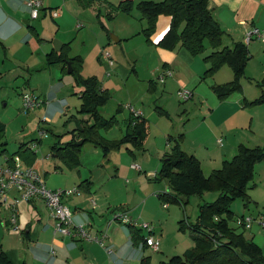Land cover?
Returning a JSON list of instances; mask_svg holds the SVG:
<instances>
[{
	"label": "rangeland",
	"instance_id": "rangeland-1",
	"mask_svg": "<svg viewBox=\"0 0 264 264\" xmlns=\"http://www.w3.org/2000/svg\"><path fill=\"white\" fill-rule=\"evenodd\" d=\"M68 1L67 7L63 8V17L53 19L50 14L44 16L40 12V18L32 19L37 34L34 30L31 36L20 32L8 41L0 40V124L4 126L0 138V165L7 162V156L19 157L16 153L22 143L33 145L37 139H41L39 145L33 147L36 150L33 167L43 174L49 172L47 185L50 186L52 181L60 179L61 171H55V165L69 168L61 158L53 157L51 147L57 135L69 134V131L77 126V120L88 119L89 115L80 113V87L74 74L68 72V64L64 61L48 63V53L55 49L57 41L69 43L68 61L75 56L82 57L81 75L97 76L100 82L104 79L105 85L110 88L111 98L101 108V115L108 119L114 114L118 122L109 129L101 130L106 140H119L126 134L128 118L134 110L140 111L142 117L147 120L143 148H138L129 141L121 148L110 151L108 155L112 164L108 165L107 171L113 175L118 174L120 178L102 182V187H124L131 191H122L117 201L112 203L114 208L121 205L120 202H133L148 194L158 199L164 212L160 217L161 225L165 227L167 237L159 238L162 250H146V254L150 256V264H160L161 261H167L178 254L183 256L195 243L194 233L187 222L195 223L199 205L216 200L218 192H206L202 197L191 196L184 206L167 201L169 208L163 207L164 201L162 203L156 193L170 192L172 189L167 180L157 177L161 156L165 151H170L173 144L169 143L168 137L183 134L182 148L188 153L196 154L201 160L205 174L209 175L237 153L238 146L243 144L238 145L240 140L246 141L244 145L247 146L258 144L247 140V128H240L249 122L253 111L259 113V110L254 108L258 105L244 107L243 111H234V106L228 104L227 99L218 98L212 86L233 80L234 72L224 65L214 76L203 78L209 67L204 57L212 51L209 45L202 54L190 55V68L199 74L196 81L190 82L188 74L180 73L179 89L193 91V97L189 100L180 99L176 88L165 91L163 85L167 78H161L165 71L158 68L157 56L151 46L153 41H148L143 32L146 21L140 20L141 14L137 8L139 0H133L131 12L120 11L118 4L111 3L113 0H106L110 2L107 5H103L100 0L88 4L78 0ZM23 26L28 33L27 25ZM113 36L119 41L116 42ZM33 38L40 47L34 44ZM253 41L257 42L252 43L255 51L263 49V41ZM105 55H108L109 59L105 58ZM260 57L250 60L252 69L246 66L245 75L242 77V90L232 94H243L245 89V95L251 101L261 95L264 67ZM248 72L256 74V77L250 78ZM108 74L112 76L105 79L104 76ZM114 79L118 81L111 87V81ZM154 84L157 86L155 90ZM23 93H34L48 102L51 108L59 106V109L51 115L38 108L27 112L22 106ZM42 129L44 133L40 134ZM220 137L224 138L226 144L222 148L218 143ZM92 147L96 146L86 143L83 152ZM132 164H136L135 169H131ZM115 166L120 168V173ZM77 168L89 170L90 167L87 164L84 168ZM255 170L247 189L248 206L245 205V200L235 199L230 206L234 214L229 223L238 231H242L246 237L254 238L264 251V225L259 223L264 219V170L259 172L256 167ZM9 210L12 212L10 208ZM172 210V215L167 218V213ZM10 212L8 217L5 210L0 215V245L3 238H6L4 243L9 242L6 232L20 234L11 231L13 226L8 230L4 224L6 220H10ZM242 215L255 218L251 228L244 229L240 225L239 217ZM183 219L187 221L184 229L179 224ZM144 232L146 234V230Z\"/></svg>",
	"mask_w": 264,
	"mask_h": 264
},
{
	"label": "trees",
	"instance_id": "trees-1",
	"mask_svg": "<svg viewBox=\"0 0 264 264\" xmlns=\"http://www.w3.org/2000/svg\"><path fill=\"white\" fill-rule=\"evenodd\" d=\"M79 1L88 4L94 0ZM208 4L209 0H139L137 8L141 14L140 19L147 23L143 32L148 41H151V36L156 30L158 17L165 14L171 16V25L158 43L159 46L170 50L183 46L192 55L202 54L207 45L212 48V51L204 57L209 64L204 79L214 76L224 65L233 70V80L212 86L218 98L224 100L233 92L242 89L241 81L250 56L247 43L238 41L234 46L227 44V32L209 9ZM133 6V0H122L118 4V9L122 12H131ZM68 48L69 43L63 44L60 51L50 52L48 63L70 62L71 73L74 74L76 83L80 87V113L89 115V118L77 120L76 129L73 131L76 134L70 141L62 143V135H57V140L52 146L55 156L61 158L69 168H75L79 163L83 146L78 145L79 140H83V144L89 143L100 148L106 156L111 150L121 148L129 141L138 148H143L147 120L142 116L134 118L131 114L126 134L121 139L109 141L102 136V129H109L118 122L115 115L108 119L101 115V108L109 101L111 93L107 89H102L96 76L81 75L83 59L75 56L68 61ZM261 86V95L252 101H245V105L254 106L264 103V84ZM3 131L4 126L0 124V138ZM182 135L168 137L169 143L173 142V144L171 150L161 159L157 178L167 180L172 191L159 193V198L164 202H176L184 206L191 196L202 197L206 192H218V197L212 202L199 205L195 223H189L184 219L179 222L182 229L186 222L190 224V229L194 233L195 243L189 252L183 256L174 255L167 261H161L160 264H264L262 247L229 223L234 214L230 206L235 199L245 200V205L248 206V185L254 177L256 164L264 160V145L249 147L240 144L237 153L231 159L225 160L221 168L206 175L200 159L182 148ZM28 144L22 143L16 155L23 157L27 165H33L36 151L28 147ZM13 156H7V162L11 163L14 160ZM82 184L84 182L80 185ZM133 233H136L135 229ZM133 236L136 242L143 238L138 234ZM144 239L145 237L143 241ZM0 264H13L3 250L0 251ZM141 264H150V256L144 257Z\"/></svg>",
	"mask_w": 264,
	"mask_h": 264
},
{
	"label": "crops",
	"instance_id": "crops-1",
	"mask_svg": "<svg viewBox=\"0 0 264 264\" xmlns=\"http://www.w3.org/2000/svg\"><path fill=\"white\" fill-rule=\"evenodd\" d=\"M121 1L122 0H113L111 3L119 4ZM67 2L69 1L43 0L41 13L42 15L44 14V16L50 14L53 19L58 16L63 17V8L67 7ZM100 2H102L103 5L110 3L106 0H100ZM208 6L221 24L222 28L227 32V44L230 46H234L235 42L238 41L245 42V34L252 27L264 29V0H209ZM53 11H59V14L53 16ZM40 16L38 18H40ZM32 19L28 0H0V40L8 41L20 32H24V35L31 36L34 34V30L37 34L36 29L32 25ZM23 24H26L29 28L28 33L25 31ZM170 25L171 16L165 14L160 15L158 17L156 30L151 36L153 41V45L151 46L154 49L155 56H157L158 68L163 69V71H166L167 69H173L174 71L173 77L167 78L163 85L165 91L168 89L173 90L175 88L180 90V73L182 72L189 75L190 82L196 81L199 75L195 70L190 68L192 57H190L191 53L186 48L181 46L174 50H168L158 45L170 29ZM29 38L31 39L32 37ZM113 38L116 42L119 41L115 36H113ZM33 42L37 47H40L34 38ZM253 42L255 41L251 40L247 43L250 56L247 67L249 66V68L252 69V62H250V60L260 56L264 67V45L262 44V50L255 51V47L252 45ZM248 74L252 79L256 77V74L251 72H248ZM108 75H105L104 78L106 79L107 77L110 78L112 76L110 74ZM102 81L103 82H100L102 89L110 91V88L105 85L106 81L104 82V79ZM117 81L118 79L112 80L111 87H113ZM155 89H157L156 84H154L153 90ZM79 97L81 99L80 91ZM226 99L228 104L234 106V111H243L244 107H251L245 105V101H251L245 95V89L243 94L236 92L231 94V96H228ZM254 108H257L256 110H259V113L253 111V116L249 122L244 123L240 127L248 129L246 130L248 131V141L258 143L249 147L264 145V103L259 104L258 107ZM38 109H42L51 115V113H56L59 106L51 108L48 105V102L43 100L42 105ZM161 111L165 112L164 109H161ZM129 120H131V115L128 118V122ZM74 129H76V127L70 130L69 134H66L67 136L62 135V143L73 139L76 134L73 132ZM40 141L41 139H37V142H35L36 146L39 145L38 143H40ZM240 141L241 142H239L238 145L240 143H246V141ZM218 143L219 145H222L220 146L221 148L226 145L223 137L218 138ZM82 145L84 146L86 144ZM36 146H34V144H28V147L32 150H34L33 147ZM83 146L79 156V163L75 168H68L70 169L68 170L67 168L64 169L62 166L55 165V171L58 173L61 171L59 175L60 179L52 181L50 186L47 185L49 172L46 171L43 174L41 171L37 170L41 173L46 185L51 189H72L74 187L80 189V194L74 193L68 195L64 197V202L73 212L74 223L85 224L87 229L93 235H99L101 233L107 234L105 247L94 241L89 242L70 236L56 234L55 220L49 215L45 202L41 198H37L31 201H22L18 203V228H14L11 231L13 232L14 230V232L20 234L13 235L6 232L9 242L4 243L6 238H3L0 245V251H5L13 264H141L142 259L148 256L146 250L149 248L145 246L143 238L150 234L157 238L164 236L167 237V232L164 231L165 227L161 225L162 222L160 219L164 212L158 199L156 200L154 196H151L150 194L144 195L142 199L133 202L126 200V203L123 204L124 201L120 202L121 205L114 208L112 203L117 201L118 195H120L122 191H126L127 193H131V191L129 188L125 189L124 187H102V182L111 181L115 179V177L120 178V176L118 174L113 175L111 172L107 171L108 165L112 164L109 155H104L103 151L98 147H92L88 151L83 152ZM51 151L53 153L52 147ZM167 152L169 151H165L162 154L161 159ZM235 154H233V156ZM53 157L56 158L55 154ZM21 160L23 165H29H27L23 157H21ZM87 164L90 167L89 170L77 168L80 166H83L84 168ZM135 165L136 164H132L130 166L131 169H135ZM115 168L119 172L120 168L117 166H115ZM256 169L259 170V172L264 170V160L256 165ZM82 182H84V184L80 185ZM162 192L163 191L156 193L158 198V194ZM16 196L17 192L15 190L9 192L8 201L0 203V215L3 213V210H5L7 217L9 216V208L11 209L10 203L13 202ZM91 199L95 200V206H93ZM159 200L162 202L160 198ZM164 204H167V207H165ZM163 207L169 208V203L164 202ZM117 211H125L133 219L151 223L153 226L152 232L150 233L146 230L145 234L144 229L139 230V227L133 228L128 224L115 220L113 215ZM10 213L12 214V212ZM172 213L173 210L171 212L169 211L167 213V218H169ZM8 221L9 219L6 220L4 224L7 225V229L10 230L9 228L12 225L10 221ZM134 229L136 230V233H133ZM134 234L142 236V240L136 242L133 236ZM162 247L163 246L161 245L160 250H162ZM107 250H109L110 253ZM162 252H164V250Z\"/></svg>",
	"mask_w": 264,
	"mask_h": 264
},
{
	"label": "built area",
	"instance_id": "built-area-1",
	"mask_svg": "<svg viewBox=\"0 0 264 264\" xmlns=\"http://www.w3.org/2000/svg\"><path fill=\"white\" fill-rule=\"evenodd\" d=\"M28 6L32 18L36 19L40 16V12L43 8V0H28ZM52 14L53 16H57L59 11H53ZM253 39H258L264 42V29L252 27L247 31L245 34V43H249ZM105 58L109 59V56L105 55ZM110 62L112 63L111 59ZM173 74V69H167L161 78L166 79L173 76ZM177 95L180 99L189 100L192 98L193 92L188 89H180L177 91ZM21 98L23 109L27 112L36 110L43 103V100L34 93H23ZM132 116H134V118L141 117L142 113L134 110ZM43 133L44 130L42 129L40 134ZM34 146H36V144H34ZM12 190L17 192V196L14 198L13 202L10 203L12 214L9 221L13 228H18V203L21 201H31L41 198L47 206L49 215L55 220L56 234L70 236L89 242L94 241L105 247L107 234L101 233L99 235H93L87 229L85 224L74 223L73 212L64 202V197L74 193L80 194L79 188L51 189L46 185L41 173L35 167L23 165L21 158L16 157L11 163L6 162L0 165V203L8 201L9 192ZM91 201L93 206H95V200L91 199ZM164 206L167 207V204H164ZM113 218L124 224L128 223L135 227L148 230L150 233L153 230L151 223L133 219L125 211H117L113 215ZM254 221H256L255 218L249 215H242L239 217V223L244 229L251 228ZM259 223L264 225V219H261ZM144 244L153 250L159 251L161 240L150 234L145 237ZM107 251L110 253L109 250Z\"/></svg>",
	"mask_w": 264,
	"mask_h": 264
},
{
	"label": "water",
	"instance_id": "water-1",
	"mask_svg": "<svg viewBox=\"0 0 264 264\" xmlns=\"http://www.w3.org/2000/svg\"><path fill=\"white\" fill-rule=\"evenodd\" d=\"M27 23H28V21H27ZM62 45H63V43L57 41V44L55 46L56 51H60L62 49ZM68 66H69L68 72L71 73L72 72V68H70V62H68ZM83 143H84L83 140L78 141V145H82Z\"/></svg>",
	"mask_w": 264,
	"mask_h": 264
}]
</instances>
